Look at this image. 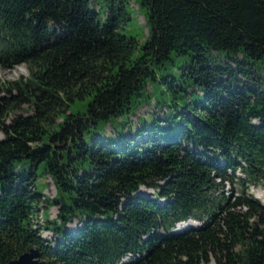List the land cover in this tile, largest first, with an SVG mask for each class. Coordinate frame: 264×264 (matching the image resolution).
<instances>
[{"label":"trees","instance_id":"1","mask_svg":"<svg viewBox=\"0 0 264 264\" xmlns=\"http://www.w3.org/2000/svg\"><path fill=\"white\" fill-rule=\"evenodd\" d=\"M92 1L0 0V67L29 71L0 86V264L32 247L46 264H264V205L225 191L237 172L264 179V81L248 67L264 61V0H139L140 44L123 32L124 0H103V21ZM148 81L185 107L84 139L130 115ZM77 99L84 113L69 111ZM39 169L53 198L36 190Z\"/></svg>","mask_w":264,"mask_h":264},{"label":"rangeland","instance_id":"2","mask_svg":"<svg viewBox=\"0 0 264 264\" xmlns=\"http://www.w3.org/2000/svg\"><path fill=\"white\" fill-rule=\"evenodd\" d=\"M125 7L127 11L129 12L131 19L128 22V24L124 27L123 32L127 35L134 36L138 43H142L145 41L147 37V30L145 27V19H144V11L142 9L138 8L139 0H124ZM91 8L98 11L100 20L105 19V6L103 0H93L92 3H90ZM138 49L135 54H137ZM226 52L222 51L221 56H226ZM219 62H227L232 68L236 67V62H231L229 59L222 58L219 55H217ZM242 57L241 55H237L236 59L240 60ZM251 60H249L250 62ZM251 67L255 73H258L264 81V61H253V64L248 65V67ZM163 72H171L174 75H177L179 72L178 69V63H175L174 65L171 62H167L165 64V68ZM159 71H156V76H159ZM29 71L27 68V65L24 63H17V64H11L8 66H2L0 67V86L2 84H8L10 81H15L18 79H23L28 77ZM236 78L241 82H247L248 79L243 77L240 72H237ZM167 86L166 83L160 84L156 81H148L147 87L140 96L133 99V111L130 115H124L118 119H110L109 122L105 123L104 121H99L97 126L95 128H91V132H86L83 137L86 141H89L92 137V133L95 132L96 135L102 136L105 134L106 136H113L114 129H120L121 125L126 123L128 126H136L139 123H143L144 121H147L148 123H151L155 120V118L161 119L165 113V107H161L162 103H165L167 105H170L172 103H175L178 109H183L186 105V99L184 98H177L173 100L171 98V94L177 95L178 93H174L169 89H166ZM2 88V87H1ZM192 88H189L188 90H191ZM182 93V91H179ZM3 92L0 91V95H2ZM200 95L197 94V92H193L189 95L188 99H199ZM158 101L157 106L155 105V101ZM87 102L86 100L77 99L74 103L71 104L70 110L74 113H84L86 111ZM26 109H29L26 106L21 107L18 111L20 113L25 112ZM168 109H170V113L175 112L173 106H170ZM154 113V114H153ZM168 115V111L166 112ZM10 117H8L5 122H8ZM57 127V125H55ZM0 138H2V133L0 131ZM26 168V167H25ZM22 169L21 171H23ZM38 176L35 180V187L37 192L43 193L45 197L47 198H53L55 195V187L47 175L41 172V169L37 170ZM236 178L233 179V182L228 183V186L225 188V191H232L234 194H240V190L243 189L246 191V194H249L253 196L254 198L258 199L263 205H264V179H262L259 182H246L245 177L242 174V172L236 173ZM243 181V187L242 183ZM241 183V184H240ZM138 193H142L144 195H152L153 190L151 188H145L141 187L138 191ZM41 204H46V201L44 200L43 196L41 199ZM44 217L53 219L55 218L57 214V208L56 206H51L48 209L44 208ZM40 222H43V218L39 219ZM195 223L196 221L192 222ZM80 224V221L78 218L74 219L72 222L67 224V228L70 230L75 229L76 226ZM191 225L188 223V226ZM41 236L46 240H52V238L55 237V234L48 229H43L41 231ZM209 264H215L213 261H211Z\"/></svg>","mask_w":264,"mask_h":264},{"label":"water","instance_id":"3","mask_svg":"<svg viewBox=\"0 0 264 264\" xmlns=\"http://www.w3.org/2000/svg\"><path fill=\"white\" fill-rule=\"evenodd\" d=\"M186 223L191 224L189 221L183 224L187 225ZM8 264H46V261L40 258L39 249L37 247H32L17 258L10 260Z\"/></svg>","mask_w":264,"mask_h":264},{"label":"bare ground","instance_id":"4","mask_svg":"<svg viewBox=\"0 0 264 264\" xmlns=\"http://www.w3.org/2000/svg\"><path fill=\"white\" fill-rule=\"evenodd\" d=\"M186 224L188 225V223H186ZM181 225H183V222H181V223L178 224V226H181Z\"/></svg>","mask_w":264,"mask_h":264}]
</instances>
